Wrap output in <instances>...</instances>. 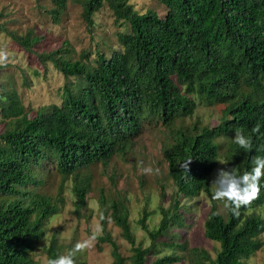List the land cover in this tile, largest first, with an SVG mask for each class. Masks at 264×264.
<instances>
[{
	"label": "trees",
	"instance_id": "obj_1",
	"mask_svg": "<svg viewBox=\"0 0 264 264\" xmlns=\"http://www.w3.org/2000/svg\"><path fill=\"white\" fill-rule=\"evenodd\" d=\"M50 1L49 12L58 21L69 0ZM75 1L89 29L97 12L106 6L112 11L122 27L117 32L120 47L103 51L88 46L76 60L63 56V48L41 53V61L51 60L67 80L58 89V101L37 109L22 104L12 76L0 66L5 120L0 129V264H37L31 253L61 209V201L43 190L48 173L62 180L80 173L94 158L134 143L147 126L160 129L170 141L164 153L175 193L167 206L161 202L154 211L144 208L138 224L149 236L148 246L133 234L129 198L113 202L101 219L112 264H173L186 257L192 264H247L264 245V217L256 211L264 206V179L259 198L241 208L238 217L211 203L204 232L220 243L215 257L179 241L186 221L180 197L206 192L212 199L211 174L222 149L228 170L239 174L251 170L255 156H264V0H155L157 6L145 12L130 0ZM4 9L0 32L36 52L43 35L9 29ZM215 104L225 105L216 125L184 123L199 106ZM257 125L260 131L253 132ZM236 130L252 138L251 150L234 143ZM187 159H192L189 175L179 167ZM57 195L62 197V188ZM165 195L162 190L160 199ZM145 196L149 201L150 194ZM107 212L132 245L128 257L107 228ZM154 212L161 219L151 229L147 220ZM44 250L48 259L61 254L57 235Z\"/></svg>",
	"mask_w": 264,
	"mask_h": 264
},
{
	"label": "rangeland",
	"instance_id": "obj_2",
	"mask_svg": "<svg viewBox=\"0 0 264 264\" xmlns=\"http://www.w3.org/2000/svg\"><path fill=\"white\" fill-rule=\"evenodd\" d=\"M136 8L145 12L149 8L157 6L155 0H130ZM10 16L7 19L6 26L9 29H18L20 33L25 34L33 29L37 35H43V39L37 44L38 50L30 52L25 47L15 42L6 32H0V50L7 53L8 59L4 66V74L11 75L14 80V87L20 94L22 104L29 109H37L48 103L59 100L58 89L64 85L67 78L63 72L56 69L51 60L41 61L40 54L48 53L54 49L63 48V56H68L71 60L80 58V52L90 46L97 48V45L103 51H110L109 48H119L117 32L122 30L114 21L112 11L106 6L94 16L95 25L89 29L81 15V6L75 0H69L67 9L64 11L58 21L54 20L49 12L53 4L50 0H0V9ZM161 8V7H160ZM162 9V8H161ZM1 21H5L1 19ZM70 49V50H69ZM223 104L215 106H199L196 113L187 117L184 123H194L199 121L201 125L209 123L216 125L219 122ZM30 115L34 114L30 112ZM3 115L0 112V129L3 127ZM166 133L160 129H152L149 126L145 128L135 144L140 145L137 153L141 152L144 157V167H152V174H144L140 168L135 172L129 165L124 168L125 177L118 183V189H122L130 198L131 220L133 234L137 242H142L144 246L150 244V239L146 231L138 224L143 215L144 208L147 210H156L155 208L162 202L169 205L172 202L175 193V186L167 176V161L165 159L164 147L170 141ZM228 141V140H227ZM142 155V156H143ZM223 155V149H222ZM225 161V159L222 157ZM226 162V161H225ZM228 170L227 163L220 164L211 174V182L216 178L220 169ZM45 190L57 194L61 187L64 189L65 204L63 210L55 214L48 222L47 232L43 244L35 248L31 256L37 264H47V254L44 245L49 243V238L53 234L59 237L62 243V254L70 250L77 241L88 239L93 235V229L98 228L97 238L93 245L86 251L78 253L75 257L76 264H112V246L104 241L101 219L104 211L100 201V192L107 191L115 193L114 188L109 187L103 175L93 179V188L88 193L86 206L77 209L76 198L70 180L62 183V178L58 174L50 176L48 173ZM139 175H142L143 185L139 182ZM165 186L162 189V186ZM166 195L163 200L160 199L161 191ZM150 194V200L146 201V196ZM185 205V228L182 230L179 241H188L189 247H203L207 249L213 257L220 246V243L209 239L205 235V219L211 208V199L206 192H202L196 197H180ZM216 202V201H215ZM221 212L222 204L216 202ZM189 207L188 211L187 208ZM256 211L264 217V206L257 208ZM108 229L113 238L120 244V251L125 256L132 254V245L121 233V229L110 218L107 213ZM161 214L153 213L147 223L152 229L158 226ZM264 240V233L261 235ZM166 252L171 250L166 249ZM178 254L185 255L183 251L178 250ZM247 264H264V245L246 261ZM173 264H192L188 257Z\"/></svg>",
	"mask_w": 264,
	"mask_h": 264
},
{
	"label": "clouds",
	"instance_id": "obj_3",
	"mask_svg": "<svg viewBox=\"0 0 264 264\" xmlns=\"http://www.w3.org/2000/svg\"><path fill=\"white\" fill-rule=\"evenodd\" d=\"M7 59H8L7 53L4 50H0V66H6ZM259 131H260V127L259 125H257L253 129V132H259ZM225 140L227 141V139ZM228 143L229 142H227V144ZM234 143L239 145L240 148L245 150H251L253 147L252 138L250 136H246L240 130L235 131ZM139 147L140 145L139 144L136 145L134 142L132 144H129L128 146L123 147L124 149L121 148L120 150L114 151L111 155L100 156L97 159L94 158L92 161L93 164L90 165L88 169H83L80 171V173H74L71 176H69L67 179H63L62 183L67 182L69 180L71 182L70 185L73 187L74 195L76 198L77 209L86 206L87 196L88 193L93 188V179L95 178H99L103 175V177H105L106 179V182L109 184L108 186L114 188L115 193H111V192L108 193L107 191L100 192V201L104 211L103 213H105L106 211L111 212L109 208L112 206L114 201H118L119 199L128 197L127 195H125L124 191L122 189H118L117 186L118 183L122 181V179L125 177L124 168L126 165H129L128 168H131L135 172L138 170V168H140V170L144 174H152L154 169L150 166L144 167L143 162L140 161L143 160L144 155L141 152L137 153L138 149H140ZM222 157L225 159L226 162L223 159H221ZM191 161L192 159H187L179 164V167L187 175H189L188 174L189 165ZM219 163L220 164L227 163V160L223 155L219 157L218 165ZM252 164L253 167L251 168V170L245 171L243 172V174L237 173L235 169L225 170L222 168L218 170L216 178L213 180L211 184L212 199L218 202V204H222L223 210L230 211L233 215L237 217L240 215V209L250 207L251 204L256 199L259 198L261 193L260 182L262 179H264V156H260V155L255 156L252 160ZM227 167H228V163H227ZM47 177L48 176H45L44 178L45 179V184L43 185L44 192L48 191L44 189V186L46 185ZM60 177L62 178V176ZM139 182L140 184L143 185L142 175H139ZM80 190H83L81 192L84 194L83 202L80 200V196L78 194L80 193ZM48 193L53 195L54 199H58L61 201L59 203V206L61 208L59 211L63 210L65 204L64 189L62 188V197L57 195L58 193L53 194L49 191ZM129 204H130V198H129ZM216 214L219 215L221 213L220 211H218ZM52 217L50 218L49 222L51 221ZM131 226H132V220H131ZM98 232L99 229L94 228L93 235L91 237L82 241H77L75 245L67 252L63 254L61 252V254H58L56 258L48 259L47 264H76V260H75L76 255L78 253L88 250L93 245L94 240L97 238ZM121 233H122V229H121ZM54 235L55 234H53L52 236ZM41 244H43L42 241L37 245V247L40 246ZM60 244L62 245V243ZM43 247H45V245Z\"/></svg>",
	"mask_w": 264,
	"mask_h": 264
}]
</instances>
